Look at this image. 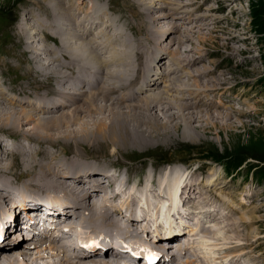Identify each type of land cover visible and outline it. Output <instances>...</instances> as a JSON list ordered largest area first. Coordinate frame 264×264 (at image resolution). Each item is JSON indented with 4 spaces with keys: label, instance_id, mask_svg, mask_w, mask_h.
I'll return each mask as SVG.
<instances>
[{
    "label": "rangeland",
    "instance_id": "rangeland-1",
    "mask_svg": "<svg viewBox=\"0 0 264 264\" xmlns=\"http://www.w3.org/2000/svg\"><path fill=\"white\" fill-rule=\"evenodd\" d=\"M54 1L55 0H52V2H53L52 3L50 0H0V10H5L4 14H7V17H8V20H2L0 18V33L5 34V32L9 29L10 33H9V31H7L8 33L7 32L6 33L11 35L10 43L5 46L6 53L0 54V65L2 64L0 66L1 67L0 68V77H1V79H0V85H1L0 86V92H1L0 93V105L1 106L0 107H3V108L8 107L11 104V99H16V98H17L16 100H18V101L32 103V104H35L37 106L51 105V104H53V102H58L60 100V96L58 95V90L60 88H56L53 84H55L57 86L64 85L65 82L61 80L60 76L63 75L66 80L69 79L68 81H71V79H72L71 77L74 75H77L76 74L77 72L82 71L80 73L81 75L83 73L85 74L87 70L90 71V73H96L98 71V69L99 70L101 69L102 65L105 66L103 71H106V69L113 71L114 69L118 70L120 68H124L125 65L128 63L127 60H130V59L124 55H122V58L119 57L120 52L122 54V52L125 51V49L127 47H129L130 49H132V51L135 54V55L132 54L133 58L137 57L139 54H142V52L145 55L149 54L148 52L152 51L155 48L154 46H156V44H157L156 42H158V39L161 37H166L168 35V33L166 32L168 29L167 26H169L170 23L177 22L178 26H180V28L176 32H178L177 34H179L180 36L183 37L182 39L184 42H182L181 44L175 43L171 47V49H173V47H175V48L179 47V48H177V50L174 48L172 51L180 50V52H179V54H175V52H176L175 51L174 53L170 54V57H173V54H174L176 58L180 57L178 59H181V60L183 59V57L192 58L190 60H194L193 58L197 57L196 51L198 48L200 51L198 53L203 52L204 55L202 56L203 58L202 57L198 58L196 60V62L193 63L192 65H187L186 69L181 72V73H184L186 71L185 75L182 76V80H185L186 83L183 82V84L180 85L177 82L176 85L178 87L180 85V88H181V86H182V88H184L183 86H185L186 84L187 85L188 84H195L196 82H198L197 84L200 83L201 88L202 87L203 88H206V87L214 88V90H208L209 96H207L205 101L207 102V100H211V101L213 100V102H215V103H220L223 101V106H221L220 108H212L211 111H209L210 110L209 108H205V112L204 111L199 112V110H201V109L196 110V108H195L194 111H196L198 113L197 117L194 119L188 118V120H187L192 124V126L195 128V130L192 132H189V135L187 134V136H184L183 131L185 128V124L183 123V121L179 117L174 118L173 124H171V125L166 124L167 125L166 128H160L159 127L161 134L158 136H159L161 143L158 142L157 144L155 143L153 145V142H156L155 140L158 139L157 135L155 136V134H154L152 141L150 142V144L151 143L152 144L149 145V143H148L149 138H148L147 145L144 146L145 148L144 147L143 148L139 147L138 149H137V147L127 148V149L120 148L121 146L115 145L113 143V141L110 139V137L101 138L98 135L96 137H94L95 139H93V140H85V138H83V136L77 135L78 137L72 136L71 138H69L70 140L66 141L67 138L64 139V136H60L61 134H59L60 139H57L56 135H53L49 139H50V141L56 140L55 143H57V144L61 143V141L64 142L63 145L65 143H68L71 147L76 148L74 150V152H79L78 148H80L81 150H87L88 149V147H86L87 145H89V146L93 145L92 147L94 149L98 150L99 152H101L105 156L106 159L119 156L124 161L131 160L132 163H130L129 166L138 165V163L143 159L142 158L143 155H144L143 157H145V159H148L149 161H152L153 163L158 162L157 159H167V160L176 161V162L184 161L189 166H191V165H202L200 168L201 170L199 169L200 171L197 170L194 173V177H197V178L198 177L201 178V176L203 177V181H202L203 184L202 183L201 184L204 187L203 188L204 190L203 189H201V190L203 193H205V195L202 194V196L200 197L198 202H200L202 205H208L207 207L208 208L211 207L212 210L219 209L218 210L219 215L217 217L224 216L220 219V222L222 221V219L224 221H222L221 223L216 222V221L210 222V223H208V225L205 226V229L203 226V227H201V231H197L195 233V235H193V237L195 238V246L192 247L191 250L193 251V253L195 251L197 253L192 254L191 257L195 258L197 254L201 253L203 257H206V255H207L206 262H209V261H207V259H209V260H212V264H216V262L220 263L221 259H218L216 262L213 261V256L215 254L219 255L220 252L223 250L229 251V253H231L234 250L233 248H231L232 245H234V246L238 245L239 246L241 244L244 248L238 249V250L234 251V253L241 254L240 256H238V258L240 260L243 259L242 263H244V264H249V263H251V264H264V241H263L264 240V181H257L252 176V173H250L251 175L247 176L248 166H249L248 162L259 164V166L264 167V162L256 159L253 156L254 154L264 156V0H176V1H179L180 3L184 2L183 5H185L183 7L182 14L179 15L180 19L172 21L173 18H171V16H170V17H167L168 19L164 20V22H161V23L160 22L159 23L154 22V18H153V17L159 16V15L157 16V13H159L161 11L159 6H155L153 8V10H150L151 12L149 10H147L148 6H146V5L149 4V2H151V0H145V1L144 0H140V1L139 0H137V1L136 0H128V1L127 0H116L114 2H113V0H91V1L90 0H83V1L82 0H74V1L73 0H60L61 3L59 5L60 6L59 11H57V9L55 8V6H54L55 2ZM56 1H59V0H56ZM75 1H76V3H75ZM153 1H155V3L158 2V3H156V5L162 4L164 2V1L162 2V0H153ZM115 2H116V4H115ZM128 2H130L129 3L130 5L128 4ZM37 3L39 4V6L40 5L41 6L39 7ZM73 3H74V5H73ZM89 4L92 7H90ZM189 4H191V5H189ZM66 5H69V6H66ZM98 5H99V8H101V9L98 8V10L96 11L97 8H95V7H97ZM53 6H54V8H53ZM144 6H145V8H144ZM164 6H166L165 3H164ZM167 6L169 8V5H167ZM132 8L134 10H136L135 11L136 13L134 12V10H132ZM186 8H191V9L185 10L186 11L185 12L184 9H186ZM39 9H40V11H39ZM118 9H120V10H118ZM31 10L33 13H35V12L36 13L32 14ZM138 10H140V11H138ZM146 10H147V12H146ZM100 11L104 12V13H100L101 14L100 15L99 14ZM142 11L145 13H141ZM37 12H39V13L37 14ZM48 12H49V14L51 12L50 15H52V16H50L48 14ZM97 12H98V14H97ZM56 13H57V16H56ZM59 14H60V16H59ZM84 14H86V15L83 17ZM37 15H39V16H37ZM93 15H96V16H93ZM97 15H98V18H97ZM109 15H111V16H109ZM172 15H174V14H172ZM44 16L47 18H45ZM121 16L122 17L124 16V17L122 18ZM39 17H40V20H38ZM42 17H44L45 22L43 21ZM138 17L139 18L141 17V18L139 19ZM197 17H198V19H200L199 21H198ZM93 18H94V20H93ZM27 20L29 22H27ZM90 20H92V21H90ZM142 20L143 21L145 20V21L142 23ZM179 21L181 23H179ZM7 22H9V23H7ZM37 22H38V24H37ZM92 22H94L96 24H94ZM151 22H154V23L151 24ZM29 23H31V24H29ZM109 23L112 25H110ZM102 24H103V26H102ZM134 24H135V26H134ZM60 25H61V27H60ZM121 25H123V26H121ZM190 25H192V26H190ZM195 25L198 28H196ZM48 26H51L50 29H48L49 28ZM140 26H142L143 28ZM28 27H30V28H28ZM75 27H77V28H75ZM121 27H124L125 29L121 28ZM127 27H128V29H127ZM11 28H13V29H11ZM57 28L59 31L57 30ZM61 28H62V31L65 33H63L61 31ZM90 28H92V29H90ZM186 28H188V29H186ZM88 29L93 30V31H89ZM54 30H55V32H54ZM94 30H96V31H94ZM168 30H170V29H168ZM28 31H29V33H28ZM139 31L141 32L140 34H139ZM157 31L159 32V34ZM191 31H194V32H191ZM91 32H97V33L90 34ZM98 32H100V34H98ZM33 33H35V34H33ZM58 33H59V35H58ZM184 33H186V34H184ZM50 34L52 36H50ZM123 34H124V36H123ZM127 34H129L128 36H130V37H128V36L125 37V35H127ZM31 35H32V37H31ZM70 35H73V36H70ZM112 35H115L116 37L112 36ZM44 36H45V38H44ZM91 36L93 38H95V37L96 38L94 40L90 39ZM156 36L159 38H157ZM169 36H171V34ZM88 37H89V39H88ZM107 37H108V39H107ZM132 37L134 39H132ZM36 38H37V40H36ZM124 38L126 41L124 40ZM154 38L155 39L157 38V39L155 40ZM38 39H39V41H38ZM129 39L132 41L130 42ZM71 40L74 41V44H72L73 41H71ZM91 40H93L94 42ZM96 40H98V41H96ZM99 40H101V41H99ZM107 40H108V42H106ZM112 40H113V42H111ZM141 40H143V41H141ZM114 41H116V42L114 43ZM117 41H118V43H117ZM36 42H38V43H36ZM87 42H89V43H87ZM102 42L104 44H101ZM81 43H83V44H81ZM99 43H100V45H99ZM128 43L130 46L128 45ZM0 44H1V40H0ZM86 44H87V47H86ZM79 45H84V48H88L89 50H92L91 53L95 55V57H94L95 60L89 59L88 56L90 55V57H91L92 54L87 53L88 54L87 57L81 55V57H83V58L78 59L77 61L75 60L74 61L75 64H74V62H72V60L69 59V57L66 56L65 54L72 55L73 53L76 52V54L78 55L79 53H81L79 51V49L76 48ZM93 45H94V47H93ZM104 45L106 47H104ZM175 45H178V46H175ZM100 46H103L104 48L103 47L101 48ZM107 46H108V48H107ZM116 46L119 49H117ZM148 46H149V48H148ZM14 47H15V50H14ZM124 47H126V48H124ZM131 47H133L134 49ZM8 48H10V49H8ZM32 48H33V50H32ZM48 48H50V49H48ZM92 48L93 49L95 48V50H93ZM139 48H141V49H139ZM34 49L37 50V52H35ZM100 49H102V50L104 49L103 52L101 50V54L99 52ZM105 49H106V53H105ZM107 49H109V51ZM112 49L113 50L116 49V52L118 51L119 53L118 52L116 53L115 51L111 52V51H113ZM122 49H124V50H122ZM150 49H152V50H150ZM147 50H149V51H147ZM194 50H195V53H194ZM204 50H205V52H204ZM23 51L25 54H23ZM49 51L52 54L47 53ZM58 51H59V54L61 53V55L58 54ZM95 52H96V54H95ZM18 53L20 54V56ZM107 53L110 54L109 55L110 57H108ZM115 53L117 54V56ZM163 53H164V51L161 50V52L159 54L154 53L153 57H155V55L157 57V55H162ZM188 53H189V55H188ZM87 54H85V55H87ZM114 54H115V56H114ZM123 54H124V52H123ZM15 55H17V56H15ZM55 55L58 58H56ZM98 55H100V56H98ZM111 55H113V56L111 57ZM43 56H44V58H43ZM167 56L168 55H165L166 61L169 60V57H167ZM20 57H21V59H20ZM39 57H41V58H39ZM54 57L56 60L53 59ZM77 57H79V56H77ZM97 57H99V58H97ZM114 58L116 60V63L118 64V66H116L117 64L114 63L115 62ZM41 59L43 60V62L46 59L47 64H44V63H46V61L43 63ZM87 59H88V61H87ZM97 59H99V60H97ZM106 59H108V60H106ZM109 59L111 61L112 60L113 61L111 62ZM50 60H51V62H50ZM63 60H66V62L69 61L71 63L68 62V64H67L64 61V63H65V65H64ZM83 60H86L85 62L87 64L92 63V64L88 65V66H92V67H88L87 64ZM147 60L148 59H146V61ZM58 61H59L58 65L60 64V66L57 65ZM82 61L84 62V64L82 63ZM124 61H126L127 63H125ZM197 61H198V63H197ZM18 62H20V63H18ZM76 62H77V64H76ZM95 62H97L96 66H98L97 67L98 69L95 66ZM102 62H103V64H102ZM137 62H138L137 60H134V62H132V65H134ZM8 63H10V64H8ZM28 63H29V65H28ZM80 64L81 65L83 64V65L81 66ZM113 64H114L115 68H114ZM122 64H123V66H122ZM16 65H18V66H16ZM22 65H23V67H22ZM78 65L81 66L80 71H77L80 67ZM129 65H131V64H129ZM26 66H28V68ZM38 66H40V67H38ZM57 66L60 67L61 69H59ZM110 66L112 69L113 68L114 69L112 70L110 68ZM3 67H5V68H3ZM82 67H87V68L85 69ZM41 68H43V69H41ZM88 68L92 69L93 71L88 69ZM94 68H95V70L96 69L97 70L94 71ZM30 69L32 70V72ZM48 70H49V72H48ZM53 70L55 71V73ZM68 71L73 72L72 73L73 75L70 74ZM189 72H195V74L188 76V74H190ZM201 72L203 73V75L199 76ZM87 73H89V72H87ZM196 73H198L199 75H196ZM21 74H22V76H21ZM32 74H33V76H32ZM17 78H18V80H17ZM56 81L58 84L56 83ZM197 84H196V86H197ZM228 85L236 86V88L231 90L228 88L229 87ZM4 86H6V87H4ZM190 88L198 89L197 87H194V86H192ZM51 89H52L53 93L51 92ZM2 90H4L5 93H4V91L2 92ZM149 92H150V90H149ZM175 92H170L169 95L171 97L177 96L178 91L176 93ZM36 93H37V95H36ZM42 96H43V98H42ZM56 96L59 98H57ZM189 96H190V94H189ZM51 97H53V98H51ZM48 98H50V99H48ZM5 99H7L8 101H6ZM43 99H46V101L44 102ZM6 102H8V103H6ZM100 103H103V101L100 100ZM159 104H160L159 102L156 103L157 106ZM11 106H12V104L9 107H11ZM13 106H15V108H19V109H23V108L27 109L28 108V111L34 112V109H32V107H30V106L26 107V106H21L19 104H13ZM175 106H171V109L166 111V113L172 114L173 112H176V113L179 112L178 108ZM75 108H78V107H75ZM72 109H74V108H71V110ZM136 109L140 112L146 113V110H143L141 108H136ZM206 109H208V110H206ZM126 110L127 109L124 107V111H126ZM208 112H211V114L208 115L207 114ZM62 113L63 112H59V113H55V114L57 116H60V115H62ZM92 113L96 118L102 117L103 121H105V122H110V120H111L109 118L104 117V115L102 113L98 112V110L97 111L94 110ZM36 114H38V113L35 112V115ZM156 115H159L160 120L167 121V119H166L167 116H163L162 113L158 112V113H156ZM4 116L3 117L0 116L1 122L3 120L6 121L7 120L6 118H10L11 115L10 114H7V115L4 114ZM16 116L20 117L21 115L17 114ZM41 117H44V116L41 115ZM25 119H26V117H25ZM67 120H69V118H67ZM91 120L92 119H91L90 115H88L86 110H83V113L80 116V118L75 117L73 122L71 123V125L68 124L67 126L62 127V129L64 131H69V130H71V128H73V130L75 129L74 131H76V130H78V129H76V126L79 127L78 123L81 122L85 126L84 123H86V121L87 122L89 121V123H90ZM95 122H97V121L95 120V121H93V123L88 124V125L86 124V125L89 128H92L94 126ZM31 124L32 125L34 124V120L33 121H24L23 125H21V123L16 124L15 126H11L10 124H3L2 127L0 125V130L5 129V130H13L16 132L19 130L24 131V129H27V126L28 125L31 126ZM144 128H145V126H144ZM16 129H18V130H16ZM57 132L58 131L56 130L54 133H57ZM0 133H1L0 139H2V140L9 138L11 136V134H9L7 132H0ZM116 133H118V131ZM163 133L164 134L168 133L170 135V139L168 138V136H165ZM12 135L15 137L19 136L18 134H12ZM4 136H6V137H4ZM53 137H55V139ZM165 139H166V141H165ZM63 140H65V141H63ZM103 140H105V141H103ZM9 142L11 143V140H9ZM106 142L109 143L108 146L105 144ZM3 143L6 144V142H4V140H3ZM13 143H14V145H16L17 141H14ZM50 146L52 147V144ZM115 147H116V149L114 150ZM239 150H243V151H245L244 153L248 154V155H246L247 157L244 156L245 157L244 162H246V163L243 164V166L241 167L240 170L238 169V171H233V173H227V171L225 170V167L222 166V164L220 162H217V160L205 158V156H207V155H214L215 156V155H219V154H224L223 155L224 157L225 156L231 157L233 155H239L240 154L239 152H234V151H239ZM2 157H3V154L0 153V158H2ZM69 158L66 159V161L72 162V160ZM125 158H127V159H125ZM56 160L60 161L58 159V157H56ZM219 161H221V160H219ZM192 168H193V166L191 167V169ZM211 174H213V176ZM208 178H213V182L217 185L216 189L215 188H213V189L208 188L206 186V180H208ZM214 183L212 185H214ZM228 184H229V186H228ZM206 190L209 192H207ZM206 193H209V194H206ZM220 209L224 215L222 213H220ZM229 210H235L236 211L235 213H233L234 215L231 212L230 213L232 215L229 213L231 216V217L229 216L230 218H228V219H230L229 221L233 220V218L235 219V217H236L235 220L238 221L236 223V225L240 226V227H237L234 223V225L236 227L235 230L233 228H230V230L228 231L224 228L223 224L224 223H225V225L229 224L228 219H226V215L228 214ZM225 212H227V213H225ZM232 216H233V218H232ZM243 216H245V218L246 217L252 218V219H247V220H250V221H248L247 225L244 223H242V224L240 223V220ZM202 219H206V217H202ZM189 223L193 224L194 226H197V225L201 226L202 225V223L197 224L196 220L195 221L189 220ZM203 224H205V223H203ZM230 224H233V223L230 222ZM248 225H249V227H248ZM245 229H246V231H245ZM235 231H238L237 232L238 234ZM249 233H255L257 235L254 239H251L252 241H248L251 243V244L249 243L250 245L248 243H246L247 240L245 239V238H247ZM229 234H231V235H229ZM17 236H19V234H17ZM229 236H231V237H229ZM241 237H242V239H241ZM202 239H206L207 242H205L204 240L202 241ZM234 239H235V241H234ZM236 240H238V241H236ZM239 241H240V243H239ZM216 245H220V246L216 247ZM223 245L225 247H228V246H230V247H228L229 249L228 248L224 249ZM252 248H254V249H252ZM248 249H250V250H248ZM212 250H214V251H212ZM216 250H217V252H216ZM218 251H220V252H218ZM247 251H248V253H247ZM208 255L209 256L212 255L211 258L208 257ZM242 255H245V256L242 258ZM245 257L248 259H246ZM240 260H238V261H240ZM206 262H205V264H206Z\"/></svg>",
    "mask_w": 264,
    "mask_h": 264
},
{
    "label": "bare ground",
    "instance_id": "bare-ground-1",
    "mask_svg": "<svg viewBox=\"0 0 264 264\" xmlns=\"http://www.w3.org/2000/svg\"><path fill=\"white\" fill-rule=\"evenodd\" d=\"M50 1L52 2V0H50ZM114 1H116V0H114ZM54 2H55V5H54L55 8L57 9V11H59V7H60L59 5L61 3L60 0L59 1L55 0ZM130 2H128V4ZM162 2H163L162 4L156 5V3H158V2L155 3V1L151 0V2H149V4L146 5V6H148V8L146 7L147 10H149V11L153 10V8L155 6L160 7L161 11L159 13H157V16L158 15L159 16L153 17L154 22H157V23L164 22V20L168 19L167 17H170V16H171V18H173L172 21L180 19L179 15L182 14L183 7L185 6V5H183L184 2L180 3L179 1H176V0H162ZM75 3H76V1H75ZM164 3L166 6H164ZM115 4H116V2H115ZM69 5H66V6H69ZM73 5H74V3H73ZM167 5H169V8ZM189 5H191V4H189ZM38 6H39V4H38ZM54 6H53V8H54ZM89 6H90V4H89ZM90 7H92V6H90ZM95 8H97L96 9V11H97L99 8V5ZM144 8H145V6H144ZM99 9H101V8H99ZM190 9L191 8H186V9H184V11L190 10ZM32 10H31V12H32ZM118 10H120V9H118ZM132 10H134V9L132 8ZM147 10H146V12H147ZM39 11H40V9H39ZM135 11L136 10H134V12ZM138 11H140V10H138ZM35 13L32 12V14H35ZM38 13L39 12H37V14ZM100 13H104V12L100 11L99 14ZM141 13H145V12L142 11ZM48 14H49V12H48ZM50 14H51V12H50ZM97 14H98V12H97ZM172 14H174V15H172ZM85 15L86 14H84L83 17ZM3 16H6V15H3ZM37 16H39V15H37ZM50 16H52V15H50ZM56 16H57V13H56ZM59 16H60V14H59ZM93 16H96V15H93ZM109 16H111V15H109ZM0 17H2L1 14H0ZM44 17H42V18H43V21L45 22ZM45 18H47V17H45ZM97 18H98V15H97ZM197 19H198V17H197ZM38 20H40V17ZM93 20H94V18H93ZM199 20L200 19H198V21ZM90 21H92V20H90ZM144 21L142 20V23ZM27 22H29V21L27 20ZM154 22H151V24H153ZM7 23H9V22H7ZM92 23H94V22H92ZM179 23H181V22L179 21ZM29 24H31V23H29ZM37 24H38V22H37ZM94 24H96V23H94ZM103 24H102V26H103ZM110 25H112V24H110ZM123 25H121V26H123ZM134 26H135V24H134ZM190 26H192V25H190ZM48 27H49L48 29H50L51 26H48ZM60 27H61V25H60ZM140 27H142V26H140ZM28 28H30V27H28ZM75 28H77V27H75ZM121 28H124V27H121ZM167 28L170 30H168V29H167V31L165 30L168 33L166 38L162 39L161 41L156 42L159 45V50H160L159 53L161 52V50L164 51V53L162 55H157V57H156V55H155V57H152V58H154V62L151 61L150 59H148V60H150V62H149L150 67L146 68V70H145V73L150 71L149 76L147 78L152 77L151 72L159 71V70H156V66L158 67V69L160 68L161 72L157 73V75H155L154 78H151L150 83H148V84L144 83L147 78L143 81V85H145L146 88H144L140 84V77L139 76L133 78L128 85L122 86L119 83V76L117 73H113V72H110V73H94L92 75H81L80 74V75L72 76L71 77L72 79L69 82V84L67 83V81H65L63 87H61L58 90V95L60 96V100L58 102H53V104H51V105L37 106V105L32 104V103L18 101V100H16L17 99L16 98V99H11L12 106H13V104H19L21 106H26V107L30 106L34 109V112L28 111V108L27 109L26 108L19 109V108H15V106L9 107L11 104L8 107H4V108L0 107V116L1 117H3L4 114H6V115L10 114L11 115L10 118H6L7 119L6 121H4V120L2 122L0 121L1 127L3 126V124H10L11 126H15L16 124L21 123V125H23L24 121H33L34 120V124L33 125L31 124V126L28 125L27 129H24V131L19 130L16 132L13 130H5V129L0 130V132H7L11 135L12 134H18L19 135V143L16 145H13L12 147H9V148L4 147L2 144V141L0 140V153L4 155L3 158H0V220L5 218L6 216L10 215V213L14 212V214H16L15 215L16 221L11 223L9 225V227L7 228V233H8V235H10L7 238V240H11L12 237L16 236L17 234H19V237L21 238L18 242H15V243H9L8 242L6 245L3 246V248L0 251V264H131L132 260L128 259L126 257V255L116 252L113 248L107 249L106 251H104V253H100V252H98V250H95L93 253H85L84 250H81L80 252H76L75 248L68 247V243L62 242L59 234H54V232L56 230H61L63 228V226L69 227V231L67 233H70V232H78V233L87 232L89 234H94L100 240H103V241H130V242L137 243L140 245L141 250L144 254H148V253L156 254L157 258H158L157 262H159L161 264H205L207 255H206V257H203L202 254L199 253L196 255L195 258L191 257L192 254L197 253V252L195 251L193 253V251L191 250L192 245H191L190 241H188L187 243L182 242V238L186 237L187 236L186 234H183L182 236L174 235L172 237L166 238L164 236H161L158 232L155 234L152 232H148L145 229L142 230V232L138 231L137 226H139L142 223H144L146 225L147 223H149V219L147 218L145 211L138 210L136 208V204L138 202H140L141 199H143L144 201L147 202L148 205H151L149 207L150 209H148V213L151 214V212L156 211L162 217H164V219H166L168 224L177 223V222H174V217H173L172 213H179V211L177 210L178 209V204H177L178 203V194L181 190V185L184 184L185 180H188L187 184L183 188V190H184L183 193H185L184 194L185 195L184 201L187 202L188 209L190 208L187 218H188V220H192V221L196 220L197 224L202 223V225L201 226H198V225L194 226L193 224H191L188 226L186 224V220L182 219V220H180L182 227H176L174 225H173V227H176L179 230L185 228L186 229L185 233L189 232L188 239L191 240L193 238V235H195V233L197 231H201V227L204 226V229H205V226L208 225V223L214 222V221L220 222V219L222 217H224V216L217 217L219 215V212H218L219 209H214V212H208L207 213V211L211 210V207L208 208L207 207L208 205H202L200 202H198V200L200 199L202 194L205 195V193H203L201 190L204 188L202 186V184H203L202 182L192 181V178L189 179L187 174L179 173V171H175L173 174L171 171L170 172L168 171V174L166 172L165 175H163L161 173V171L159 172L157 170L153 171V170L149 169L147 171V166H150L151 163L149 162L148 159H145V157H143L144 155L142 156L143 159L138 163V165L129 166V164L132 163L131 160L124 161L119 156L106 159L105 156L101 152H99L98 150H96L92 147L93 145L92 146L87 145L86 146V147H88V149L86 148L87 150H81L80 148H78L79 152H74V150L76 148L71 147L68 143H65L63 145L64 142L61 141V143L57 144V143H55L56 140L50 141V139H49L53 135H56L57 137L56 136L55 137L57 139H60L59 134H61L60 136H64V139L67 138L66 141L70 140L69 138H71L72 136L75 137L77 135L83 136V138H85V140H93V139H95L94 137H96L98 135L101 138L110 137V139L113 141V143L115 145L121 146L120 148L127 149V148L137 147V149H138L139 147L143 148L145 145H147L148 138H149L148 143H149V145H151L152 143L150 144V142L152 141L154 134H155V136L157 135L158 139L155 140L156 142H153V145L155 143L157 144L158 142H160V139L158 136L161 134L160 128H166V126L168 124L169 125L173 124L174 118L179 117L183 121V123L185 124V128L183 131L184 136H187V134L189 135V132H192L195 130V128L192 126V124L189 121H187L188 118L194 119L197 117L198 113L196 111H194L195 108H196V110L201 109V110H199V112H202V111L205 112V108H209L210 109L209 111H211L212 108H220L221 106H223V101L220 103H215V102H213V100L212 101L207 100V102L205 101L207 96H209L208 90H214V88H208V87H206V88L202 87L201 88L200 83L197 84L198 82H196L195 84H188V85L186 84L185 86H183L184 88H182V86L180 88V85H182L183 82H185V80H182V76L185 75L186 71L184 73H181V72L186 68L187 65H192L193 63H195L198 58H201L204 55V53L203 52L198 53V52H200L199 48H198L196 51L197 57L193 58L194 60H190L192 58H188V57H183L182 60L180 59L181 61L177 60L180 57H177V59L171 58L170 54L174 53L177 50V48H179V47H177V48L173 47V49L175 48L176 50L172 51L173 49H171V47L175 43H177V44L181 43L183 40L182 39L183 37L180 36L179 34H177L178 32H176L180 28V26H178L177 22L170 23L169 26H167ZM196 28H198V27L196 26ZM11 29H13V28H11ZM90 29H92V28H90ZM127 29H128V27H127ZM186 29H188V28H186ZM57 30H58V28H57ZM7 31H9V29ZM61 31H62V28H61ZM89 31H93V30H89ZM94 31H96V30H94ZM6 32H5V34H6ZM54 32H55V30H54ZM191 32H194V31H191ZM9 33H10V31H9ZM28 33H29V31H28ZM59 33H58V35H59ZM63 33H65V32H63ZM93 33H97V32H91L90 34H93ZM140 33L141 32L139 31V34ZM33 34H35V33H33ZM51 34H50V36H52ZM98 34H100V32H98ZM158 34H159V32H158ZM170 34H171V36H169ZM184 34H186V33H184ZM128 35L129 34L125 35V37ZM70 36H73V35H70ZM112 36H115V35H112ZM123 36H124V34H123ZM31 37H32V35H31ZM128 37H130V36H128ZM44 38H45V36H44ZM95 38H93L91 36L90 39L94 40ZM157 38H159V37H157ZM39 39H38V41H39ZM88 39H89V37H88ZM107 39H108V37H107ZM132 39H134V38L132 37ZM36 40H37V38H36ZM93 40H91V41H93ZM101 40H99V41H101ZM124 40H125V38H124ZM71 41H73V40H71ZM96 41H98V40H96ZM129 41L131 42L132 40L129 39ZM141 41H143V40H141ZM106 42H108V40ZM111 42H113V40ZM115 42L116 41H114V43ZM36 43H38V42H36ZM87 43H89V42H87ZM117 43H118V41H117ZM72 44H74V41ZM81 44H83V43H81ZM101 44H104V43L102 42ZM99 45H100V43H99ZM128 45H129V43H128ZM175 46H178V45H175ZM86 47H87V44H86ZM93 47H94V45H93ZM100 47L102 48L103 46H100ZM104 47H106V46L104 45ZM33 48H32V50H33ZM76 48L79 49V51L81 52L78 55L76 54V52L75 53L72 52L73 53V54L71 53L72 55H70V54L68 55V54L64 53L66 56L69 57V59L72 60V62H74L75 60L77 61L78 59L83 58V57H81V55L87 57L88 56L87 53H91V51H92V50H89L88 48H84V45H79ZM107 48H108V46H107ZM124 48H126V47H124ZM131 48H133V47H131ZM148 48H149V46H148ZM8 49H10V48H8ZM48 49H50V48H48ZM109 49H107V50L109 51ZM117 49H119V48L117 47ZM139 49H141V48H139ZM152 49H150V50H152ZM14 50H15V47H14ZM93 50H95V48ZM101 50L102 49H100V51H99L100 54H101ZM103 50H102V52H103ZM122 50H124V49H122ZM114 51L116 52V49L111 51V52H114ZM147 51H149V50H147ZM35 52H37V50H35ZM123 52H125V51H123ZM123 52H122V54H123ZM150 52L151 51H149L148 53H150ZM179 52H180V50L176 51L175 54H179ZM204 52H205V50H204ZM47 53H51V52L49 51ZM105 53H106V49H105ZM194 53H195V50H194ZM23 54H25L24 51H23ZM58 54H59V51H58ZM85 54H87V55H85ZM95 54H96V52H95ZM115 54H114V56H115ZM132 54H134V52H132ZM59 55H61V53ZM109 55L110 54H108V57H110ZM146 55H148V54H146ZM165 55H168L167 56V57H169L168 61H166ZM188 55H189V53H188ZM15 56H17V55H15ZM19 56H20V54H19ZM77 56H79L80 58ZM98 56H100V55H98ZM112 56L113 55H111V57ZM116 56H117V54H116ZM151 56H153V55H151ZM41 57H39V58H41ZM55 57H56V55H55ZM55 57L53 59H55ZM94 57H95L94 54H92L91 57H90V55L88 56V58L91 60L94 59ZM119 57H121V55ZM173 57H175L174 54H173ZM43 58H44V56H43ZM56 58H58V57H56ZM97 58H99V57H97ZM20 59H21V57H20ZM46 59H45V61H46ZM51 60H50V62H51ZM97 60H99V59H97ZM106 60H108V59H106ZM114 60H115V58H114ZM138 60L139 61L143 60V56L141 54L138 55ZM64 61L66 62V60H63V63H64ZM83 61L85 62L86 60H83ZM83 61H82V63L84 64ZM87 61H88V59H87ZM128 61L129 60H127V62ZM145 61H146V59H145ZM42 62H43V60H42ZM68 62L69 61H67L66 63L68 64ZM103 62H102V64H103ZM124 62L127 63L126 61H124ZM132 62H134V61H132ZM132 62L130 63L131 65H132ZM18 63H20V62H18ZM58 63H59V61L57 62V65H58ZM69 63H71V62H69ZM96 63L97 62H95V66H96ZM114 63L117 64L116 60ZM197 63H198V61H197ZM8 64H10V63H8ZM44 64H47V61ZM74 64H75V62H74ZM76 64H77V62H76ZM89 64H92V63H89ZM89 64H87V66ZM123 64H122V66H123ZM28 65H29V63H28ZM64 65H65V63H64ZM80 65H78V66H80ZM16 66H18V65H16ZM58 66H60V64ZM81 66L79 67V69L77 71L81 70L80 69ZM113 66H114V64H113ZM116 66H118V64ZM22 67H23V65H22ZM26 67L28 68V66H26ZM38 67H40V66H38ZM88 67H92V66H88ZM97 67L98 66H96V68ZM3 68H5V67H3ZM58 68L61 69L60 67H58ZM82 68L86 69L87 67H82ZM110 68H111V66H110ZM114 68H115V66H114ZM41 69H43V68H41ZM88 69H90V68H88ZM90 70H92V69H90ZM96 70L94 68V71H96ZM114 70H117V69H114ZM98 71H99V69H98ZM31 72H32V70H31ZM48 72H49V70H48ZM87 72L90 73V71H88V70L86 71V73ZM54 73H55V71H54ZM69 73L72 74L73 72H69ZM189 73L190 74H188V76L195 74V72H189ZM33 74H32V76H33ZM196 75H199V74L196 73ZM202 75H203V73L201 72L199 76H202ZM21 76H22V74H21ZM63 78L65 79L64 76H63ZM0 79H1V77H0ZM17 80H18V78H17ZM177 82L180 84L179 87L176 85ZM56 83H57V81H56ZM66 84H68V85H66ZM196 84H197V86H196ZM192 86L197 87L198 89L190 88ZM4 87H6V86H4ZM52 89H51V92H52ZM149 90H150V92H149ZM3 91L4 90H2V92ZM175 91L176 92L178 91L177 96L171 97L169 95V93L175 92ZM4 93H5V91H4ZM189 94H190V96H189ZM36 95H37V93H36ZM42 98H43V96H42ZM51 98H53V97H51ZM57 98H59V97H57ZM48 99H50V98H48ZM5 100L8 101L7 99H5ZM100 100H102L104 104L100 103ZM43 101L45 102L46 99H43ZM158 102L160 104L157 106L156 103H158ZM6 103H8V102H6ZM171 106L177 107L179 112H177V113L173 112L172 114H167L166 111L171 109ZM75 107H78V108H75ZM124 107L127 109L126 111H124ZM71 108H74V109L71 110ZM136 108H141L143 110H146V113L140 112ZM83 110H86L88 115H90L92 122L90 121V123H89V121L88 122L86 121V123H84L85 126L80 122L81 124L78 123L79 127L76 126V129H78V130L74 131L75 129L73 130V128H71V130H69V131H64L62 129V127L67 126L68 124L71 125V123L73 122L75 117L80 118V116L83 113ZM94 110H96V111L98 110V112L102 113L104 115V117L111 119L110 122L103 121L102 117L96 118L92 113ZM206 110H208V109H206ZM35 112L38 114L35 115ZM59 112H63V113H62V115L59 114L60 116H57L55 113H59ZM158 112L162 113L163 116H167V118H166L167 121L160 120L159 115H156V113H158ZM17 114H20L21 116L17 117L16 116ZM207 114L210 115L211 112H208ZM41 115H43L44 117H41ZM24 116L26 117V119ZM67 118H69V120H67ZM95 120L97 122L94 123V126L92 128H89L87 125L93 123V121H95ZM144 126H145V128H144ZM16 130H18V129H16ZM56 130L58 132L54 133ZM117 131H118V133H116ZM164 135L168 136V138L170 139V135L168 133H166ZM4 137H6V136H4ZM55 137H53V138L55 139ZM63 141H65V140H63ZM103 141H105V140H103ZM165 141H166V139H165ZM51 144H52V147L50 146ZM105 144L108 146L109 143L106 142ZM115 149H116V147L114 148V150ZM56 157H58V159L60 161L56 160ZM68 158L71 159L72 162L66 161V159H68ZM125 159H127V158H125ZM123 167H126V170L128 171L129 175L127 178H121ZM111 170H113L114 172L109 173ZM211 175L213 176V174H211ZM133 181H134V184H131ZM213 183H214L213 178H208V180H206V186L208 188H212V189L215 188L216 189L217 185L215 183H214V185H212ZM228 186H229V184H228ZM158 189L160 190V194L163 192H166L168 194V197H167V194H166V197H167L169 206H167V202L165 200H162L159 197L157 199V202H154L152 197L154 196L155 191ZM21 190H24L23 193L25 191H27L30 193H34L36 195L47 194V195H53V196H61L64 199V215L57 213L55 225L52 227V229H50V235L53 237L52 243L49 246H45V247L50 248L53 251L52 254L46 255L45 253H42V251L45 249L43 243H38L36 245H32V243H27V241L31 240L32 238L28 239V237L24 236L21 233L22 228L20 227L21 226L20 222H21L22 212H20L18 210V207L13 208V206L11 207V204H10L11 200L13 199V194L18 192V191H21ZM207 192H209V191H207ZM138 193H139V195H138ZM206 194H209V193H206ZM41 210H42V207L38 205V206L27 208L25 211H26L27 216L29 218H31V215H29V213L37 214ZM204 210H206V211H204ZM227 212H225V213H227ZM230 212L233 214L236 211L235 210H229L228 214ZM220 213H222L221 209H220ZM228 214L226 215V219L231 217L230 214L229 215ZM202 217H206V219H202ZM232 218H233V216H232ZM235 219H236V217H235ZM235 219L233 218V220H231V221H229L230 219H228L229 224L225 225V223H224L223 224L224 228L228 231L230 230V228H233L235 230V228H236L235 225L238 222ZM247 219H252V218H247V217L245 218V216H243L240 220V223L241 224L244 223L247 225L248 221H250ZM222 221H224V220L222 219ZM204 222H205V224H203ZM230 222L233 224H230ZM234 223H235V225H234ZM37 225L31 224L30 226H32V228L35 230ZM237 227H240V226H237ZM248 227H249V225H248ZM238 231H235V232L237 233ZM245 231H246V229H245ZM229 235H231V234H229ZM256 236L257 235L255 233H249L247 238H245L247 240L246 243L249 244L250 242H248V241H252L251 239H254ZM229 237H231V236H229ZM242 237H241V239H242ZM98 238L90 240L89 244L90 245L98 244L100 242V240ZM33 239H35V237ZM69 241L72 242L71 239H69ZM234 241H235V239H234ZM236 241H238V240H236ZM239 243H240V241H239ZM218 246H220V245H216V247H218ZM228 247H230V246H228ZM228 247L224 246V248H228ZM231 248L234 249L231 253H229V251H222V252L218 251V252H220V256H216V259L222 258V259H225V261H227L231 257L232 260L230 263H224V261H222V263L223 264H244V263H242L243 259L241 260L242 262L238 261V260H240L238 258V256H240L241 254L234 253V251L241 249V248H244V247L240 244L239 246L238 245H236V246L232 245ZM252 249H254V248H252ZM217 250H216V252H217ZM248 250H250V249H248ZM212 251H214V250H212ZM247 253H248V251H247ZM211 256L208 255V257H210V258H211ZM242 256H245V255H242ZM164 257H168L167 260L164 259ZM246 259H248V258H246ZM138 261L140 262L141 260L139 259ZM207 261H210V260L207 259ZM206 263H208V262H206ZM133 264H138V263L136 261V263H133ZM249 264H251V263H249Z\"/></svg>",
    "mask_w": 264,
    "mask_h": 264
},
{
    "label": "trees",
    "instance_id": "trees-1",
    "mask_svg": "<svg viewBox=\"0 0 264 264\" xmlns=\"http://www.w3.org/2000/svg\"><path fill=\"white\" fill-rule=\"evenodd\" d=\"M5 10H0V14L2 15V17H0L1 19H4L7 17V14H4ZM7 13V12H6ZM6 15V16H3ZM234 152H239V155H233V156H223L224 154H219V155H207L205 156V158L208 159H214V160H221V161H226V167L229 171L235 169V168H239L243 162L245 161V157H247L246 155H248L247 153H244L245 151L243 150H239V151H234ZM233 152V153H234ZM245 156V157H244ZM256 159L264 162V156H260L258 154H254L253 155ZM221 158V159H220ZM254 169L253 171V175L257 177V179L263 180L264 179V167L259 166V164H249V169H248V173Z\"/></svg>",
    "mask_w": 264,
    "mask_h": 264
}]
</instances>
